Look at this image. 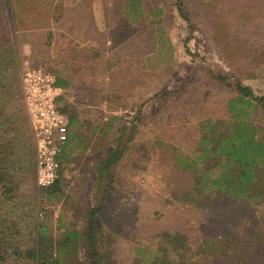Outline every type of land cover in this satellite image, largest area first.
I'll return each instance as SVG.
<instances>
[{"label":"rangeland","instance_id":"obj_1","mask_svg":"<svg viewBox=\"0 0 264 264\" xmlns=\"http://www.w3.org/2000/svg\"><path fill=\"white\" fill-rule=\"evenodd\" d=\"M68 20H87L100 40L96 53L72 54L73 69L106 72L93 88L71 90L64 104L81 119L79 142L65 145L60 191L50 196L36 183L21 79L28 66L64 76L52 39ZM86 25L78 24L85 34ZM237 82L264 95V0H0V172L9 180L0 185V242L7 264H26L13 252L34 245L40 223L56 247L83 230L87 210L101 200L97 166L123 126L135 129L96 217L100 264H135L136 249L153 256L164 232L185 233L193 247L205 236L225 241V256L190 252L185 264H264V172L253 204L207 193L197 207L183 202L193 177L176 163L193 155L203 121L228 118ZM251 119L264 141V109H253ZM77 248L71 258L90 263L88 245ZM58 254L57 264H65Z\"/></svg>","mask_w":264,"mask_h":264},{"label":"trees","instance_id":"obj_2","mask_svg":"<svg viewBox=\"0 0 264 264\" xmlns=\"http://www.w3.org/2000/svg\"><path fill=\"white\" fill-rule=\"evenodd\" d=\"M187 51L189 52V49ZM56 85L67 87V82L57 79ZM258 106L264 109V95H256L250 86L237 82L236 96L228 101V118L216 121L206 120L200 124L198 144L193 155H180L176 160L180 167L178 169L193 177L192 187L183 192L184 203L203 207L205 200L208 199L207 193L216 195L218 199L243 200L250 204L259 199V194L255 193L254 187L260 180L261 173L264 172V141L257 136L258 127L251 119V112ZM62 111L68 114L70 128L69 140L65 145H77L79 141L75 131L81 121L79 114L67 107H62ZM123 127L116 131L117 137L113 151L97 166L101 200L97 207L87 210L86 226L83 230H74L65 235L60 246L56 247L53 238L47 236V227L40 223L34 245L25 251L13 252L17 259L26 264H57L63 255H55V252L60 250L62 254H65L66 263L69 261L71 264H87L77 257L71 258L78 252L77 244L83 241L88 245L91 253L92 260L88 264H100L104 260L97 247L96 217L107 195L109 178L124 157L127 145L133 140L135 128L132 129V133H127L128 127ZM6 180L0 172V185H3ZM10 191L4 189L2 194L9 195ZM58 191H60L59 179L52 187L45 190L50 196ZM228 235L232 236L230 233H223V236ZM233 242L235 241L230 243ZM71 243L76 245L70 248ZM161 243L159 249L149 257H147L148 252L136 249L135 264H185V259L190 252L213 254L212 257L216 258L226 254L225 249L220 246L225 241L219 240L217 243V240L211 236H205L202 243L193 247V242L185 233L164 232L161 235ZM234 247H237L236 243ZM167 250H170V253H167ZM174 256L179 257L177 263L174 261ZM7 263L8 251L0 242V264Z\"/></svg>","mask_w":264,"mask_h":264},{"label":"built area","instance_id":"obj_3","mask_svg":"<svg viewBox=\"0 0 264 264\" xmlns=\"http://www.w3.org/2000/svg\"><path fill=\"white\" fill-rule=\"evenodd\" d=\"M21 82L35 140L36 183L40 188H50L59 179L62 152L70 135L69 117L61 105L63 89L41 67H26Z\"/></svg>","mask_w":264,"mask_h":264},{"label":"crops","instance_id":"obj_4","mask_svg":"<svg viewBox=\"0 0 264 264\" xmlns=\"http://www.w3.org/2000/svg\"><path fill=\"white\" fill-rule=\"evenodd\" d=\"M67 29L54 28V36L52 39V47L55 49L56 53V64L58 63L62 69H64L65 74L61 76L57 71L51 73L55 81L61 79L67 82V87H61L63 89V96L61 97V105L72 102L69 93L74 90H82L87 88H93L94 82L103 81L105 75H102L104 71L98 73L94 68H83L77 67L73 69V55L77 54L78 58L82 56V52L96 53L97 47L100 46V40L97 38V32H88V21L86 20H68ZM78 24L86 25V33L81 31ZM91 25L95 24L94 20H91ZM57 27V25H56ZM97 28V27H96ZM101 34V32H100ZM81 54V56L79 55ZM85 56L82 57V65H88L89 63L84 62ZM72 67V68H71ZM53 69V68H52ZM112 72H114L112 70ZM78 74V75H77ZM101 75L103 78H101ZM98 78V79H97Z\"/></svg>","mask_w":264,"mask_h":264}]
</instances>
